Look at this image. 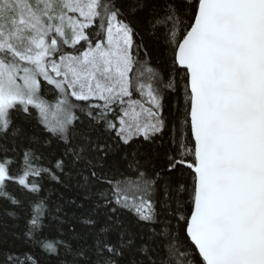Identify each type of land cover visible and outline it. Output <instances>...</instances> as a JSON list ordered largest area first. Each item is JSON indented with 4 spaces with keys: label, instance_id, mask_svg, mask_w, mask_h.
Segmentation results:
<instances>
[{
    "label": "snow or ice",
    "instance_id": "snow-or-ice-1",
    "mask_svg": "<svg viewBox=\"0 0 264 264\" xmlns=\"http://www.w3.org/2000/svg\"><path fill=\"white\" fill-rule=\"evenodd\" d=\"M145 7V0H127V11L120 0H0V140L22 134L12 113L31 116L30 109L47 134L30 138L17 173L0 147V201L11 206L4 215L15 218L22 207L10 185L34 194L24 236L55 253L65 242L43 237L42 184L29 178L73 180L98 207L126 209L150 227L137 244L109 216L72 264H121L126 254L127 264H264V0H168L150 27L172 47L174 75L147 54L139 58L143 46L126 16ZM49 92L55 103L44 98ZM168 95L181 100L160 170L148 176L133 160L127 175L110 176L119 144L164 131ZM77 110L106 142L78 131ZM52 140L63 145L58 156L36 154L33 144ZM4 264L37 261L12 253Z\"/></svg>",
    "mask_w": 264,
    "mask_h": 264
},
{
    "label": "trees",
    "instance_id": "trees-1",
    "mask_svg": "<svg viewBox=\"0 0 264 264\" xmlns=\"http://www.w3.org/2000/svg\"><path fill=\"white\" fill-rule=\"evenodd\" d=\"M121 6L127 11V0H120ZM168 0H145L144 10L135 15L126 16L127 22L135 29L138 35L134 38L138 44L143 47L139 50V58L143 59L147 54L151 63L165 75L172 73L171 59L172 47L162 31H154L150 27V21L154 14H163L164 6ZM182 33L183 28L179 29ZM179 38V37H178ZM173 75L175 73H172ZM44 89H52L54 86L43 85ZM44 98L50 103H55L54 95L49 92ZM181 97L168 95L164 100V118L166 121L165 129L152 141H145L143 137L134 138L128 145L119 144L115 152L109 157L108 171L109 175L115 178H121L120 173L126 175L129 172L128 163L136 161L139 164V170L144 171L148 176H152L154 171L161 168L163 157L166 151L170 149V141L175 133L171 126L175 123L174 112L177 101ZM74 103H84L74 101ZM146 106H148L146 104ZM32 115L24 113H12L13 128L19 127L22 134L17 137L8 136L0 140V147L6 148V155L15 161L13 172H19V165L22 163V155L25 148L29 147L30 138L36 136L40 141L47 139L42 125L37 122L36 111L30 109ZM80 117L77 122L78 131H88L93 139L100 136V142H106L107 138L100 131L91 130L88 118L80 111H76ZM82 122V123H81ZM112 142V141H108ZM37 155L44 154L45 160L54 158L63 150V145L56 140H52L47 146L32 145ZM125 157L127 159H125ZM189 187L191 185L190 178ZM42 184V191L39 196L45 201L47 215L44 218L43 237L49 241H64L63 246H58L55 253L46 252L39 243H30L24 236L26 231V221L30 212V201L34 194L27 190L20 189L16 184L10 185L9 190L21 201L22 207L14 209L16 217L11 218L4 215V210L11 206L7 201H0V264H4L5 257L9 254H22L29 252L35 257L37 264H72L75 256V250L83 247L85 250L91 244L92 235L96 228L109 222V216L120 222L121 230H126L130 235L136 238L137 244L141 237L149 234L150 225L137 218L128 210L117 208L115 213H110L109 208L97 206L96 198L91 192L79 188L73 180H66L57 184L53 180L40 177H30ZM172 177L162 175L161 182L169 181ZM115 206V205H113ZM159 203H157V212H161ZM163 218V217H159ZM85 219L96 221L95 228L83 223ZM154 227H159L155 225ZM130 254H126L121 264H127Z\"/></svg>",
    "mask_w": 264,
    "mask_h": 264
},
{
    "label": "rangeland",
    "instance_id": "rangeland-1",
    "mask_svg": "<svg viewBox=\"0 0 264 264\" xmlns=\"http://www.w3.org/2000/svg\"><path fill=\"white\" fill-rule=\"evenodd\" d=\"M146 106V105H145ZM146 107H148V106H146Z\"/></svg>",
    "mask_w": 264,
    "mask_h": 264
}]
</instances>
